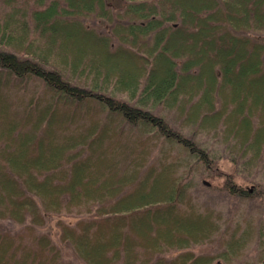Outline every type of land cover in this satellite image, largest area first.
<instances>
[{
    "label": "trees",
    "instance_id": "16d2710c",
    "mask_svg": "<svg viewBox=\"0 0 264 264\" xmlns=\"http://www.w3.org/2000/svg\"><path fill=\"white\" fill-rule=\"evenodd\" d=\"M123 2L0 0V219L24 225L0 232V264H72L36 231L61 213L87 215L56 223L84 264H228L250 241L237 225L222 251L189 250L221 215L193 202L173 150L211 160L152 110L264 169V0Z\"/></svg>",
    "mask_w": 264,
    "mask_h": 264
},
{
    "label": "rangeland",
    "instance_id": "374dc122",
    "mask_svg": "<svg viewBox=\"0 0 264 264\" xmlns=\"http://www.w3.org/2000/svg\"><path fill=\"white\" fill-rule=\"evenodd\" d=\"M108 4L117 9L121 8L124 2L123 0H108ZM84 23L87 26L99 27L100 32H105L103 24L96 19L84 20ZM258 36L264 37V34ZM32 84L33 81L27 84L21 83V85L27 86V94L33 89ZM36 84H38L37 89L39 90L42 83L37 81ZM115 97L119 100L128 101L127 96L122 94H117ZM152 112L163 117L174 130L194 142L198 148L206 151L211 160V163L207 165L183 150L177 148L173 150V154L184 162L182 182L189 185L188 192L193 202L200 210L209 208L221 215V234L209 242L192 245L189 250L195 254H216L223 250L219 240L224 236L223 231L226 228L232 230L238 225L243 229L249 225L251 227L250 241L242 254L228 264H264V169L260 165L254 168L246 167L235 155L225 150L224 145L217 140V137L214 138L211 134L198 132L193 127L182 125L174 112H169L162 106L155 107ZM156 156H158V152L155 150L151 155V161ZM228 176L239 187L247 190L248 195L244 197L231 195L225 189L224 184ZM85 217L87 215L75 212L50 215L46 218L45 224L42 227H37L36 231L49 235L52 242L59 248L62 261L84 264L75 256L68 245L59 241L56 223L61 220L73 225L78 219ZM23 228L24 225L7 219H0V232L15 234L23 231ZM176 253L177 251L170 250L162 256L169 258ZM215 263L227 264L222 260H216Z\"/></svg>",
    "mask_w": 264,
    "mask_h": 264
}]
</instances>
